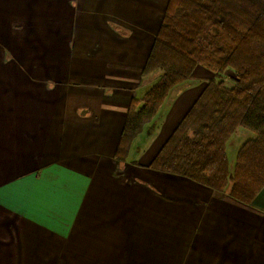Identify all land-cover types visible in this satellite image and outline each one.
I'll list each match as a JSON object with an SVG mask.
<instances>
[{
    "label": "crops",
    "instance_id": "crops-1",
    "mask_svg": "<svg viewBox=\"0 0 264 264\" xmlns=\"http://www.w3.org/2000/svg\"><path fill=\"white\" fill-rule=\"evenodd\" d=\"M169 1L0 0V264H264V187L148 169L204 70L116 160Z\"/></svg>",
    "mask_w": 264,
    "mask_h": 264
},
{
    "label": "trees",
    "instance_id": "trees-1",
    "mask_svg": "<svg viewBox=\"0 0 264 264\" xmlns=\"http://www.w3.org/2000/svg\"><path fill=\"white\" fill-rule=\"evenodd\" d=\"M198 66L212 71L215 81L208 82L148 169L251 204L264 187V0L169 1L142 72L144 80L159 75L132 103L116 160L125 162L166 103L197 84L192 74ZM228 70L234 75L231 86L225 85ZM240 129L255 139L240 147L231 166L226 147Z\"/></svg>",
    "mask_w": 264,
    "mask_h": 264
},
{
    "label": "rangeland",
    "instance_id": "rangeland-1",
    "mask_svg": "<svg viewBox=\"0 0 264 264\" xmlns=\"http://www.w3.org/2000/svg\"><path fill=\"white\" fill-rule=\"evenodd\" d=\"M198 69L204 70L206 72V75H208V77H209L205 81H201L200 83H208L210 81H215V75H214V73L212 71L208 70L207 68H205L203 66H198ZM158 75H159V72H156L154 74H151L148 78H145V80L143 81L144 91H146L149 88L148 85L151 84V82H154L157 79ZM224 78H226L225 79V83H226L225 85L231 86L230 78H234L233 73L231 71H229V70L226 71V73L224 75ZM236 135L237 136H233V139H234L235 143L238 144V145L241 144V143L244 144L248 140L255 139V136L253 134H251V133H249L248 135H245L244 139H243V137L240 138L239 134H236ZM232 141L233 140H231V142ZM233 150L234 149H226V153H227V156H228V159H229V162H230L231 166H233L234 162H235V161L231 162V160H232L231 158H233V156H234ZM130 151H131V148H130ZM130 151H129V154H130ZM129 154H128V156H129ZM236 154H235V156H236ZM226 191H228V187H226Z\"/></svg>",
    "mask_w": 264,
    "mask_h": 264
}]
</instances>
